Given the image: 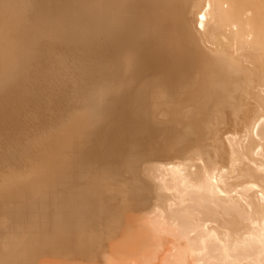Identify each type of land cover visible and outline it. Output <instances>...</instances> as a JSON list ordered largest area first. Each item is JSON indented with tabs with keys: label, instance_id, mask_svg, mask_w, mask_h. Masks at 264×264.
Returning <instances> with one entry per match:
<instances>
[{
	"label": "bare ground",
	"instance_id": "6f19581e",
	"mask_svg": "<svg viewBox=\"0 0 264 264\" xmlns=\"http://www.w3.org/2000/svg\"><path fill=\"white\" fill-rule=\"evenodd\" d=\"M0 145V264H264V0H0Z\"/></svg>",
	"mask_w": 264,
	"mask_h": 264
},
{
	"label": "rangeland",
	"instance_id": "374dc122",
	"mask_svg": "<svg viewBox=\"0 0 264 264\" xmlns=\"http://www.w3.org/2000/svg\"><path fill=\"white\" fill-rule=\"evenodd\" d=\"M83 8L85 10V7ZM230 28L231 25L229 23L225 24V26L221 31V36L230 39L232 37V35L230 34ZM47 65L49 64L47 63ZM51 66L52 64L50 65V67ZM35 92H36L35 93L36 97L33 99V103L38 106H41L42 108V118L40 119L41 121L39 125L35 127L36 131H35V138L33 141L35 149L37 144L45 141L43 132H45L49 128V126L57 127L62 124L63 129L65 130V133H60L62 137L60 138L59 141L56 142V143H62V147L58 154L60 156H64L65 154H67L72 146L74 147L75 145L81 144L87 137H91L90 140H93L96 137V135H98L101 132L100 125L98 124L99 118H97L96 119L97 122L91 124V126L88 125L86 127L85 124H78L74 126L73 119L76 116H74L73 118L66 119L67 115L65 114V111L69 107V105H67L63 101V97H59L62 101L61 102L62 104L57 102L55 99H49V101H54L55 103L51 105L45 104L44 106L43 98L46 97L44 88H38ZM111 112H109L108 114H110ZM109 123H111V121H109ZM54 141H52V139L49 140V138H46V144H48L49 146H51L54 143ZM0 147H3V145H0ZM47 147L45 149H48ZM0 153H1V149H0ZM15 156L16 158H14ZM26 160H27L26 156L22 157L21 154L19 153L16 154V152L13 154H9V153L0 154V168L6 169L8 167H13V166H16L15 168H19L23 164L22 162ZM46 160H49V157Z\"/></svg>",
	"mask_w": 264,
	"mask_h": 264
}]
</instances>
